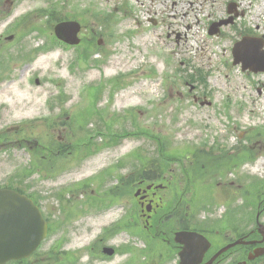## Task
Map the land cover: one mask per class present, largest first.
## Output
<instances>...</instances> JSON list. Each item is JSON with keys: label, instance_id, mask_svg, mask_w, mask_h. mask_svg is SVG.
I'll return each instance as SVG.
<instances>
[{"label": "rangeland", "instance_id": "obj_1", "mask_svg": "<svg viewBox=\"0 0 264 264\" xmlns=\"http://www.w3.org/2000/svg\"><path fill=\"white\" fill-rule=\"evenodd\" d=\"M14 2L10 15H1L6 9L0 7V33L13 20L25 22H20L13 40L7 41L9 47L0 49V106H4L0 126L26 118L31 127L37 125L32 121L38 122L40 113H49L52 141L62 122L72 129L74 124L85 127L83 134L76 130L70 134L73 146H81L84 138V143L89 142V132L104 135L94 136V152L101 154L88 167L67 169L50 179L47 187L61 197L59 206L81 209V214L71 223L63 213L61 228L54 229L41 253L53 249V264H121L125 259L130 264H145L153 260L140 240L141 220L136 218L139 211L132 192L126 228L124 215L120 217V198L109 193L112 186L107 179L126 171L113 169L105 172L103 186L90 184L95 173L105 171L108 161L129 152L130 168L136 167L140 160L146 163L153 149L157 154L162 149L174 159L198 152L196 167L188 160L179 167L173 160L164 163L161 174L164 182L169 179L177 185L178 196L190 176L182 208L197 218L199 227L224 233L234 229L238 220L247 232L258 206L264 203V72H242L240 65H233L232 48L248 36L262 38L264 43V0ZM230 3L235 4L232 22L210 35L213 21L228 19ZM57 19L81 23L79 46L66 48L55 39ZM90 46L91 51L81 59V49ZM250 51L247 56L259 55L257 48L253 54ZM14 108L16 117H11ZM11 155L14 160L25 158L19 151ZM236 161V167L228 165ZM3 165L0 175L11 168ZM130 171L137 174V170ZM75 180L78 184L72 185ZM231 181L237 186L226 198ZM36 183L46 186L41 179L36 178ZM57 183L62 188L55 190ZM225 183L226 191L222 189ZM80 185L84 188L79 191ZM90 189L111 199V207L97 203L95 210L92 202L86 203ZM165 197L172 202V197ZM111 223L114 228L102 242L116 246L118 254L102 261L93 257L91 243ZM165 250L157 247L158 252ZM175 256L158 264H178ZM254 264H264V259Z\"/></svg>", "mask_w": 264, "mask_h": 264}, {"label": "flooded vegetation", "instance_id": "obj_2", "mask_svg": "<svg viewBox=\"0 0 264 264\" xmlns=\"http://www.w3.org/2000/svg\"><path fill=\"white\" fill-rule=\"evenodd\" d=\"M12 1L13 0H0V7L6 9L2 12L8 13V11H10L13 4ZM5 27L7 29L0 33V49L2 47L8 48L11 44L7 43L5 39H7L9 35H13L16 29V21L14 20L11 23H7ZM1 108H4V106H0V111ZM9 116L16 117L14 112ZM41 119L43 121H39L37 125L32 124L33 126L31 127L22 123L9 125L7 127L0 126V166L5 162H8L3 165L5 168L11 165L9 171L0 175V189L12 190L26 196L39 209L47 224V237L44 241L46 242L53 236L54 229L58 227L61 228L62 224L60 220L63 219V213L65 220H69L71 223H73L72 219H74L76 215L81 214V209L74 207L63 209L59 206L63 204L61 203V197H57L52 189L47 187L50 179H56L59 172L65 171V168H73L77 171L88 167L89 163L96 156L101 154L99 152H94L96 147L92 146V141H94L93 138L94 136L103 138L104 135L101 133L99 135H92L90 142H82L81 146L76 143L74 147V144L70 142V127H68V125L62 122L61 125L57 126L58 136L55 141H52L47 118ZM36 128H39V132L37 133L34 132ZM84 132V129L79 126V133L83 134ZM108 149L112 151L114 148ZM15 151L21 152L25 155V158L14 160L11 153ZM161 151L162 149L159 154H157V149H153L152 152H149L150 155H148L147 158L145 157V159H147L146 163L140 160L139 163L136 164V167L132 168H130L129 164V152L119 155L116 159L111 161L107 160L109 163L104 167L105 171L101 175L95 173L94 176L96 177H92V181L90 182V184L96 183L98 186H103L105 172H112L113 169L126 171V173L120 176H110L107 179V184L109 187L112 186L109 188V193L120 198L121 208L123 210L121 211L120 217L124 215V223H127L123 225L124 228L128 227L129 215L127 217L126 215L129 212V199L130 193L132 192V198L136 202L139 211V215L137 213L136 218L139 216L141 220L140 225H138V229L140 228L139 234L141 233V243L148 250L147 254L155 257L145 264H158L160 261L166 262L169 260L168 258L171 254L176 255V261H178L179 264V254L183 248L182 242L185 240L188 242L189 239L188 237H182L176 240L178 234L183 235L194 232L203 236L209 242L210 248L204 254L201 264L207 263L217 252L236 241L243 240L245 242H252L253 244L237 245L219 257H216L212 264H235L237 259L241 260V258H243V252L245 253V258H247L249 253L260 247H264V242L259 243L261 237L258 235L257 219L255 217L254 222L246 229L247 232L241 230V224L238 220H236L234 229H229L224 233L199 227L200 224L197 218L193 216L190 217L187 210H183L184 208H182L185 191L191 183L190 176L187 174V176L185 175L187 186L182 194L178 196L177 185L173 184L172 180L169 179L164 182L165 179L161 174L165 162L174 160L176 163L180 164V167L184 166V162L188 160L191 165L196 167V160H199V156L194 157L195 155L191 154L189 155L191 156L190 158L174 159L168 158V155H166L167 153H162ZM212 152L215 151L213 150ZM230 164L236 167L238 161L234 164L229 162L228 165ZM130 170H137V174L135 175V173ZM36 178L45 182L46 186H39L36 183ZM87 182L88 181L85 183L87 184ZM228 183L231 188H227V183H225L222 188L224 191H226V188L228 189V193L226 192L225 194L227 196L226 198H230L232 188L237 186L234 181ZM57 184L59 186L57 185L58 187H56L55 185V190L62 188L60 183ZM75 184H78V182L74 181V185ZM221 184L222 183L219 182L218 185ZM81 188L83 189L84 187L80 185L79 191ZM74 192L76 193L77 191ZM89 193L91 197L86 203L92 202V208L95 210L97 203H100L102 206L105 204V207H108V209L111 207V199L107 200L105 195H97L96 193L98 192L94 189H90ZM163 193L167 194L163 195ZM86 194L87 192H85L84 195ZM165 195L172 197V202L166 199ZM119 198L116 199L117 202H119ZM180 211L182 213H179ZM262 211H264V206L259 211L260 217L263 215ZM114 224L115 223H111L110 225H106L108 227L104 226L101 228L99 234L91 243L93 257H101L103 258L102 261H104V259H112L118 254V249L114 245L115 254L113 257H106L103 252V248L108 245L103 243L102 240L107 237L108 232H111L114 228ZM189 242L193 244L194 240L191 239ZM56 246L57 245H54V247ZM161 246L166 250L158 252L157 247L161 248ZM53 253L54 250L49 249L46 253H43L41 259L38 258L37 253H35L27 260L9 262L7 264H53ZM132 259L133 258H131V261L134 262L135 259ZM144 259L145 257L142 260ZM121 264L130 263L128 259H125ZM237 264H241V262L239 261Z\"/></svg>", "mask_w": 264, "mask_h": 264}, {"label": "water", "instance_id": "obj_3", "mask_svg": "<svg viewBox=\"0 0 264 264\" xmlns=\"http://www.w3.org/2000/svg\"><path fill=\"white\" fill-rule=\"evenodd\" d=\"M79 30L78 23L63 22L55 26L54 33L60 41L69 45H77ZM253 46L260 49L262 42L244 39L243 42L237 43L233 50L234 64L241 63L243 71L247 69L252 72L264 71V62H261L263 66L254 64L256 56L253 58L252 55H246L248 47L254 48ZM258 53L260 56L264 54ZM259 55H257L258 59ZM45 233L46 228L40 214L30 201L11 191H0V264L29 257L43 240ZM259 233L263 234L261 228ZM193 237L195 241L193 244L184 243V249L180 253V264H200L202 261L209 245L201 240V237L197 235ZM228 248L222 249L214 258ZM107 252L112 253L111 250ZM253 254L248 257L249 260L264 256V248L255 250ZM214 258L206 264H210Z\"/></svg>", "mask_w": 264, "mask_h": 264}, {"label": "bare ground", "instance_id": "obj_4", "mask_svg": "<svg viewBox=\"0 0 264 264\" xmlns=\"http://www.w3.org/2000/svg\"><path fill=\"white\" fill-rule=\"evenodd\" d=\"M261 9H264V5L261 6ZM261 9H260V10H261ZM194 33H196V32H194Z\"/></svg>", "mask_w": 264, "mask_h": 264}]
</instances>
